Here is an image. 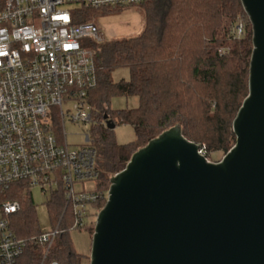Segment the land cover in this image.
Returning a JSON list of instances; mask_svg holds the SVG:
<instances>
[{
  "label": "trees",
  "instance_id": "1",
  "mask_svg": "<svg viewBox=\"0 0 264 264\" xmlns=\"http://www.w3.org/2000/svg\"><path fill=\"white\" fill-rule=\"evenodd\" d=\"M139 7L144 14L139 35L88 44L98 76L89 95L94 118L92 146L100 173L97 189L104 192L110 178L126 166L135 151L174 125H180L182 135L205 155L226 153L235 143L232 121L248 94L252 29L240 0H147ZM100 10L107 8L76 5L73 20L93 21ZM239 19L244 26L236 38L232 28ZM118 68L128 71V80L111 81L112 71ZM114 97H135L138 105L111 110L108 105ZM107 122L113 128L131 125L134 139L118 144ZM4 200L20 205V211L8 217L17 237L29 239L40 232L25 183L0 190V202ZM105 202L104 197L94 207L101 209ZM63 204L61 192L47 202L54 221ZM86 228L92 234L94 221ZM38 256V246L29 241L22 264H36ZM82 258L74 251L67 231L57 236L48 260L80 264Z\"/></svg>",
  "mask_w": 264,
  "mask_h": 264
},
{
  "label": "water",
  "instance_id": "2",
  "mask_svg": "<svg viewBox=\"0 0 264 264\" xmlns=\"http://www.w3.org/2000/svg\"><path fill=\"white\" fill-rule=\"evenodd\" d=\"M240 1L252 52L234 145L210 162L174 125L135 151L109 180L89 264H264V0Z\"/></svg>",
  "mask_w": 264,
  "mask_h": 264
},
{
  "label": "built area",
  "instance_id": "3",
  "mask_svg": "<svg viewBox=\"0 0 264 264\" xmlns=\"http://www.w3.org/2000/svg\"><path fill=\"white\" fill-rule=\"evenodd\" d=\"M146 1L0 0V190L21 182L50 198L61 192L64 201L54 226L29 239L17 237L9 226L19 203L0 202V264H22L29 241L39 248L36 264H62L48 260L57 236L84 229L87 219L95 224L94 204L107 199L108 190L97 189L91 134L84 133L83 143L71 149L63 129L66 118L93 122L89 95L98 76L88 44L103 43L105 37L93 21L75 23L73 7L61 6L104 9ZM243 26V19L235 22L234 37L242 35ZM87 182L95 188L74 189Z\"/></svg>",
  "mask_w": 264,
  "mask_h": 264
},
{
  "label": "rangeland",
  "instance_id": "4",
  "mask_svg": "<svg viewBox=\"0 0 264 264\" xmlns=\"http://www.w3.org/2000/svg\"><path fill=\"white\" fill-rule=\"evenodd\" d=\"M75 6L76 5H63L61 8L67 9ZM139 8V5H137L112 7L107 8L106 11L100 10V12L95 16L93 22L103 33L105 42L135 37L140 34L144 27V14ZM110 79L112 82H117L120 79L128 80L129 73L124 68H118L112 71ZM137 105L138 101L135 97H114L110 100L108 107L111 110H120L125 108H134ZM55 121L57 122L56 118ZM93 126L94 122L89 124L72 123L68 120V118H66L63 129L66 134L65 140L69 144V147L74 149L82 144L84 141V133H90L92 137L91 130ZM112 134L118 144H125L134 139L133 128L128 124L116 125L112 129ZM224 154L225 153L222 151H215L207 153V157L205 154L204 155L208 161L217 162L222 159ZM94 188L95 184L93 182L74 185L75 190H91ZM49 199V194H43L37 188H32L30 190V201L35 212L38 229L41 232L49 231L54 226L55 222H57V220H53L54 218L47 208V202ZM86 221L87 226H89V220L87 219ZM86 227L82 230L69 231V237L74 251L83 256L80 264H89L92 234Z\"/></svg>",
  "mask_w": 264,
  "mask_h": 264
}]
</instances>
